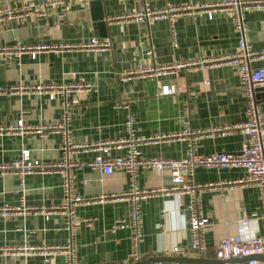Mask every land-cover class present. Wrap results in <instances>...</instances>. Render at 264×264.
<instances>
[{
	"label": "crops",
	"instance_id": "1",
	"mask_svg": "<svg viewBox=\"0 0 264 264\" xmlns=\"http://www.w3.org/2000/svg\"><path fill=\"white\" fill-rule=\"evenodd\" d=\"M94 0H89V3ZM103 10L105 25L99 30L94 21V8L71 1L62 7L48 8L46 14L18 15L0 20V46L43 47L32 60L27 54L9 65L0 62V88H27L0 95V128H14L21 120L25 126L36 127L55 123L61 113L57 97L48 100L40 87H69L90 84L91 91L69 90L64 101L70 112L69 129L75 143L90 146L124 136L123 122L127 114L133 118L135 134L140 139L165 136L157 143L140 144L143 158L178 159L185 155V143L169 138L182 129L187 121L192 130L208 131L245 120L246 100L242 94L234 65L219 60L202 67L180 68L156 79L119 78L137 66L153 64L169 66L178 62L220 58L235 52L237 35L233 31L227 10L214 11L211 19L204 14L181 15L173 21L156 20L151 23H126L115 18L140 10L144 4L152 9L165 6H184L221 2L222 0H98ZM0 6L18 7L19 0H0ZM97 9V8H96ZM245 41L252 50H264V8L241 12ZM174 33L173 46L170 31ZM104 34V37H101ZM106 40L107 51L84 49L55 50L62 45L79 46L90 40ZM150 50L146 56L144 52ZM264 66V57L250 63L251 69ZM204 81L208 84L204 85ZM173 86L171 95L159 96L160 87ZM32 88V89H31ZM264 116V101L259 102ZM264 135V130H263ZM243 142L240 132L224 136H201L196 141V152L237 153ZM20 148L29 151L32 159L49 163L59 160V136L46 133L39 136L7 132L0 136V163L12 161ZM97 152L80 151L73 156L81 167L72 174L74 194L87 200L88 205L75 208L78 221L75 230L76 264H135L128 260L129 232L112 230L115 219L125 218L128 205L124 200L107 199L119 196L126 189V175L121 171L102 174L85 166ZM123 155L122 151L110 156ZM244 176L241 168L198 167L194 181L199 184L236 180ZM59 173L31 174L23 177L24 204L31 207L57 205L62 197ZM137 187L159 190L169 184L167 172L140 170ZM18 178L0 176V205L18 203ZM100 198H104L99 201ZM183 195H151L140 203L141 240L140 260L161 254L163 257H184L204 260L195 264H212L213 252L220 240L236 236L237 221L253 220L263 234L260 196L252 186L233 187L225 192H203L200 208L209 225L205 228L204 252L196 253L188 246V230ZM90 219L89 226L81 220ZM159 225H163V230ZM66 239L62 218L50 215L45 221L38 215H14L0 218V248L8 251L0 255V264H45L29 247L61 245ZM178 248L182 255L172 253ZM264 263V262H263ZM54 264H64L56 257ZM175 264V263H162Z\"/></svg>",
	"mask_w": 264,
	"mask_h": 264
},
{
	"label": "built area",
	"instance_id": "2",
	"mask_svg": "<svg viewBox=\"0 0 264 264\" xmlns=\"http://www.w3.org/2000/svg\"><path fill=\"white\" fill-rule=\"evenodd\" d=\"M71 1L87 6L89 0H19L18 7L0 6V20L14 18L18 15L42 16L48 8H58ZM264 8V0H222L221 2L205 3L184 6H165L160 9H152L144 4L140 10L128 12L115 18L116 21L126 23H151L156 20H167L172 26L173 21L181 15L204 14L211 19L214 11L225 9L230 15L233 31L237 35L235 52L231 55L220 58L202 59L196 61L178 62L169 66H157L155 64L146 67L137 66L134 70L128 71L120 76V80L127 81L134 77L156 79L165 76L180 68L202 67L205 64L213 65L219 60L228 62L235 67L238 82L242 94L246 100L244 111L245 120L242 123L230 126H221L208 131L192 130L186 121L182 129L169 138H176L185 143V155L178 159L143 158L140 156L138 147L140 144L157 143L159 140L168 139L165 136L156 138L140 139L135 134L133 118L127 114L123 122L124 136L111 141H101L85 146L75 143L69 129L70 112L64 101V95L69 90L91 91L90 84H78L69 87L49 86L45 90L40 87L35 91H45L48 100L60 97L61 113L55 123L45 126L30 127L17 121L14 128H0V136L3 133L17 132L23 136L31 133L44 136L46 133H54L59 136V160L56 162H41L30 157L29 151L20 148L17 156L10 162L0 163V176H16L20 188L19 198L15 206L7 203L0 205V218L6 219L14 215H38L47 220L50 215L62 218V229L66 233V239L61 245L29 247L42 258L45 264H54L56 257H62L64 264H76L75 255V230L78 221L74 217L75 208L80 205H88L93 200L83 199L74 194L72 174L81 167V164L73 160V156L80 151L92 149L97 152L91 161L85 164L93 171H100L102 174H110L112 171H121L126 175V189L119 196H109L107 199L124 200L128 205V214L125 218H117L112 223V230L122 229L129 232V253L128 260L138 263L140 260L139 245L142 237L140 203L151 195H183L185 197V212L187 215L188 246L196 252L201 253L206 249L204 241L205 228L209 225L207 218L203 217L200 208V198L203 192L217 191L225 192L233 187L252 186L258 189L260 196V214L264 231V116L259 108V102L264 101V66L256 69L250 68V63L264 57V50L256 52L245 41L246 27L241 17V12L247 9ZM173 46L174 33L170 31ZM84 49L91 51L109 50V42L106 40L92 39L88 43L74 46L62 45L52 49ZM43 47L25 46L15 43L13 46H0V62L9 65L12 60L18 61L21 55L27 54L34 59ZM146 56L151 54L150 50L144 52ZM208 82L204 81V85ZM32 89V88H31ZM26 91L27 88H0V95H8L14 91ZM173 86H162L157 95L166 96L173 94ZM262 96V97H261ZM240 132L243 135V142L237 153L212 152L202 155L196 152V141L201 136H224L230 132ZM122 151L123 155L110 156V152ZM198 167L214 168L216 170L226 168H241L244 176L230 181H218L214 183L199 184L194 181V170ZM140 170H153L155 172H167L169 184L159 190L139 189L136 184L137 174ZM59 173L61 175L62 197L57 205L49 207H31L24 204L23 177L31 174ZM104 198H100L102 200ZM253 220L240 219L238 223V234L233 237H226L220 240L213 252L214 260L218 264H264L256 259L243 261H232L252 256L264 257V232L258 233L256 226L251 228ZM85 226H89L90 219L81 220ZM163 230V225H159ZM6 248H0V255L6 253ZM172 253L182 255L178 248H172Z\"/></svg>",
	"mask_w": 264,
	"mask_h": 264
},
{
	"label": "water",
	"instance_id": "3",
	"mask_svg": "<svg viewBox=\"0 0 264 264\" xmlns=\"http://www.w3.org/2000/svg\"><path fill=\"white\" fill-rule=\"evenodd\" d=\"M90 7H93L94 9V21L96 22V26L99 30H102V26L105 25V21L103 18V10L101 8V3L98 0L91 1L89 3ZM97 8V9H96ZM101 37H104V34H101ZM262 97V96H261ZM248 259H256L258 261L264 262V257L262 256H252L244 259L239 260H232V261H243ZM204 260L201 259H192V258H184V257H163L161 254H156L154 257L148 258L144 261L135 263V264H162V263H175V264H195V263H201ZM219 262L217 260H213L212 264H218Z\"/></svg>",
	"mask_w": 264,
	"mask_h": 264
}]
</instances>
